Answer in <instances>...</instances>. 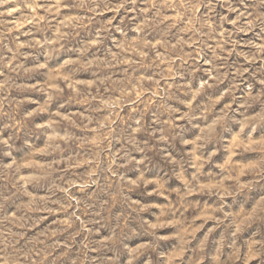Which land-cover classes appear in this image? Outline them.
Instances as JSON below:
<instances>
[{"label": "clouds", "instance_id": "clouds-1", "mask_svg": "<svg viewBox=\"0 0 264 264\" xmlns=\"http://www.w3.org/2000/svg\"><path fill=\"white\" fill-rule=\"evenodd\" d=\"M0 264H264V0H0Z\"/></svg>", "mask_w": 264, "mask_h": 264}]
</instances>
